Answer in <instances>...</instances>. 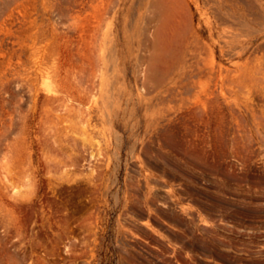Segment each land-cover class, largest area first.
Masks as SVG:
<instances>
[{"label":"rangeland","instance_id":"374dc122","mask_svg":"<svg viewBox=\"0 0 264 264\" xmlns=\"http://www.w3.org/2000/svg\"><path fill=\"white\" fill-rule=\"evenodd\" d=\"M68 1L35 0L19 9L25 28L32 21L41 28L44 22L54 26L68 11ZM250 3L257 5L256 21H262L258 6L264 12V0L189 3L192 29L201 44L214 49L217 64L232 68L220 56L216 35L222 28L241 32ZM110 10L112 20L101 23L93 48L82 53V77L74 80L94 99L96 129L90 138L80 134L82 115L76 112L67 133H57L53 141L42 83L58 84L51 73L41 79L30 57L34 38L28 36L36 29L17 33L24 47L18 60L21 78L32 92L16 85L11 86L13 98L0 95V264H264V152L259 143L255 140L256 156L246 171L237 170L235 176L227 170L228 159L215 170L208 169L217 162L214 156H181L156 124L175 107V77L165 75L155 93L144 84L147 0H100L91 13ZM35 42L44 57L51 53L49 38ZM53 44L59 52L47 57L42 69L50 72L56 57L64 68L78 62L66 44ZM1 53L0 70L11 56ZM64 161L75 165L67 166L71 172L62 178L58 169ZM162 183L178 190L169 193L171 207L145 216L149 232L143 234L135 224L142 220V207L150 206L147 193L161 191Z\"/></svg>","mask_w":264,"mask_h":264},{"label":"bare ground","instance_id":"6f19581e","mask_svg":"<svg viewBox=\"0 0 264 264\" xmlns=\"http://www.w3.org/2000/svg\"><path fill=\"white\" fill-rule=\"evenodd\" d=\"M34 1L0 0V53L2 57L11 55L7 65L0 70V95L8 94L13 98L15 93L11 86L16 85L32 92L30 85L21 78L23 75L18 60L23 56L24 47L17 33L33 27L36 30L28 38H34V41L30 40L29 47L30 57L38 64L37 74L42 79L51 73L50 76L55 77L58 84L52 88L45 81L42 83L41 100L52 117L53 141L57 133H67V124L76 112L82 115L80 134L90 138L96 129L94 99L84 94L74 80L82 71V53L93 48L100 35L101 23L111 21L112 12L92 14L91 9L100 0H69L68 11L58 16L54 26L44 22L41 28L38 21H32L25 28L26 21L19 9L24 10ZM59 1L48 0L49 3ZM194 1L147 0L149 17L143 39L147 54L144 84L148 91L155 93L161 87L162 78L173 74L177 100L172 110L164 111L157 118L159 132L173 140L183 157L212 159L214 156L217 162L208 169L219 170L223 168L221 162L228 159L227 170L235 176L239 172L237 170L245 172L251 157L256 156V141L264 152V12L258 6V17H262V21H256L253 8L257 5L250 3L240 24L241 32L222 28L217 33L220 56L232 63L230 68L217 64L214 49L201 44L192 29L188 7ZM38 37L51 40L53 49L46 57L41 53L39 42H35ZM55 41L62 48L66 44L67 51L74 53L78 62L74 61L69 68H64L60 58L56 57L48 72L47 68L42 69V65H47V57L51 59L58 54L53 44ZM48 101L51 103L47 104ZM100 151L96 147L94 156L99 157ZM88 155L93 154L90 151ZM69 165L75 164L64 161L58 169L62 178L71 172L67 170ZM53 181L57 183L55 179ZM162 187L161 191L147 193L151 207H142V220L135 224V228L143 234L149 232L145 216L148 217L151 212L162 213L165 208L171 207L169 193L178 190L175 186V190L166 188L163 183ZM155 199L161 200L160 205Z\"/></svg>","mask_w":264,"mask_h":264}]
</instances>
